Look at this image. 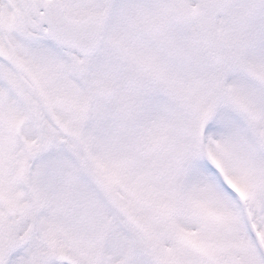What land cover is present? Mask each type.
<instances>
[{
	"label": "snow or ice",
	"instance_id": "1",
	"mask_svg": "<svg viewBox=\"0 0 264 264\" xmlns=\"http://www.w3.org/2000/svg\"><path fill=\"white\" fill-rule=\"evenodd\" d=\"M0 264H264V0H0Z\"/></svg>",
	"mask_w": 264,
	"mask_h": 264
}]
</instances>
